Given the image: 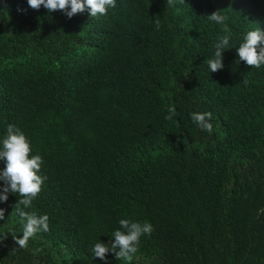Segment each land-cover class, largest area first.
Segmentation results:
<instances>
[{"label": "trees", "instance_id": "obj_1", "mask_svg": "<svg viewBox=\"0 0 264 264\" xmlns=\"http://www.w3.org/2000/svg\"><path fill=\"white\" fill-rule=\"evenodd\" d=\"M217 10L225 25L207 19ZM257 27L264 0H116L71 18L0 0V140L12 124L43 158L24 210L49 217L19 249V196L0 201V264H105L91 249L121 219L154 227L131 264H264V65L236 52ZM192 112L212 113L211 134Z\"/></svg>", "mask_w": 264, "mask_h": 264}, {"label": "clouds", "instance_id": "obj_2", "mask_svg": "<svg viewBox=\"0 0 264 264\" xmlns=\"http://www.w3.org/2000/svg\"><path fill=\"white\" fill-rule=\"evenodd\" d=\"M169 6H174L175 0H166ZM185 3V0H180ZM30 8L38 10L41 6L49 12L60 10L68 18L76 14L88 11L90 17L106 15L109 8L116 7V0H27ZM207 19L220 25H225L228 20L226 15L221 14L220 10L212 12ZM155 28L159 31L161 21L154 20ZM227 31V29H225ZM230 35L219 36L214 45L215 52L211 59L206 61L208 70L217 72L222 70V52L229 47ZM240 61H244L251 68L259 69L264 65V31L259 27L248 31L243 38V42L236 49ZM166 120H172L178 115L175 105L169 106ZM191 120L201 129L209 134L213 132L211 112H192ZM30 142L25 134L12 124L7 126L5 137L0 140V160L5 162V167L0 170V201H7L9 193H16L19 196L15 209L17 215L23 222L22 236L13 237L19 249H26L30 238L39 232L49 231V217L46 214L38 215L36 212H28L24 209L31 208L32 201L41 192L42 185L47 179L41 176L40 170L43 158L39 155L31 154ZM23 206V207H21ZM4 219V209L0 208V220ZM154 227L149 222H139L130 219L119 220V228L112 233L114 238L110 244L97 241L91 249L93 257L105 261L106 254L110 251L114 253L116 259H123L129 264L133 260V255L138 251L142 236H150ZM6 238H0L3 240ZM119 248V251L116 249ZM40 249H33V254L40 252Z\"/></svg>", "mask_w": 264, "mask_h": 264}]
</instances>
